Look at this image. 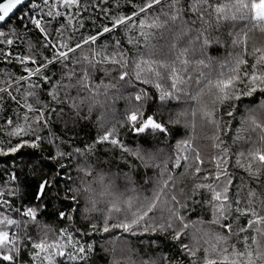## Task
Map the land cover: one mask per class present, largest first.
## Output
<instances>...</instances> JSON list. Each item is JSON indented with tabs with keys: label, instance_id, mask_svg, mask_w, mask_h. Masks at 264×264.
Wrapping results in <instances>:
<instances>
[{
	"label": "snow or ice",
	"instance_id": "6c2138e0",
	"mask_svg": "<svg viewBox=\"0 0 264 264\" xmlns=\"http://www.w3.org/2000/svg\"><path fill=\"white\" fill-rule=\"evenodd\" d=\"M103 4L41 0L30 10L38 14L25 15V0H0V27L17 21L0 31V57L22 69L0 80V157L18 165L4 169L0 188V264H22L24 250L31 264H89L96 241L87 238L103 234L112 237L109 264H264V0H144L129 13ZM90 7L108 23L74 40ZM121 29L132 55L115 36L98 45ZM30 32L38 33L35 44L24 39ZM15 40L26 53L12 51ZM94 112L93 142L62 150L72 141L52 131L51 116L74 131ZM205 130L211 135L201 137ZM227 132L242 150L222 138ZM45 142L55 146L46 161L20 164L17 154ZM49 166L64 174L46 173ZM29 167L40 182L26 204L17 171ZM236 170L244 174L239 183ZM52 201L69 202V211L56 208L66 226L40 218ZM205 211L209 220L190 219Z\"/></svg>",
	"mask_w": 264,
	"mask_h": 264
},
{
	"label": "trees",
	"instance_id": "16d2710c",
	"mask_svg": "<svg viewBox=\"0 0 264 264\" xmlns=\"http://www.w3.org/2000/svg\"><path fill=\"white\" fill-rule=\"evenodd\" d=\"M89 3L91 4H95L98 2V0H88ZM144 2V0H107V4H103V7L106 8H111L113 13H129L130 12V8H131V4H142ZM36 3V4H41V0H30L28 3H26L24 6H22L23 9V13L25 15H36L39 13V9L35 10V12H31V8H32V4ZM119 3L120 7L117 8L115 7V5ZM44 11L46 12L47 9H44ZM21 12L18 10L16 12V15H20ZM84 28L80 30V32L76 33L74 36V40H79L81 35H89V34H96L97 31L100 30L101 26L103 24L108 23V21L104 18L103 13L100 11L99 8L93 9V8H89L87 12H85L84 14ZM47 19V17H46ZM17 23L16 21V16L12 17V25H6L4 27H0V31H7L8 27L14 26ZM31 27V25H29ZM132 36H136V32L133 31L131 33H129ZM125 31L123 29L113 33V34H105L103 37H101L98 40V45H103L105 43H109L111 44L113 42V36L120 38L122 45L125 47V49L128 51L129 55H132L134 52V49L132 48V46L127 45L126 44V40H125ZM12 38V37H10ZM38 38V33L36 32H30L28 33L24 39L27 41L29 39H31L33 41V43L35 44L36 40ZM0 39H3V37H0ZM15 39V38H13ZM5 45L0 44V48H4ZM36 47L39 48V44H36ZM27 50V44H21L19 40H15L14 45L12 46V51L15 54H23L26 53ZM47 54V53H45ZM5 71H8L10 73H12V75L14 76H19L20 74H22V69L19 65L17 64H6L4 63L2 57H0V80H2L3 77V73ZM102 77V73L97 72L95 74L94 80L98 81L100 78ZM27 87V84L24 85V87H22L21 91L23 92L24 89ZM149 91L154 92V89H149ZM75 94V93H73ZM44 98V97H42ZM5 99H7L5 97ZM16 105L15 104H11L9 106V111L8 114H11V109L15 108ZM118 108H122L123 107V102L121 101L118 105ZM98 115V112H94L93 113V119L92 121H81L74 129V131H65L63 129V127L59 124V123H55L56 121V116L52 115L51 116V120L54 121L53 125H52V131L57 133V135L59 136H63L66 140L72 141L69 144H65L62 146V150L64 151H71L72 148L74 147H80V148H84L86 145L91 144L94 140V138L96 137V124H95V119L96 116ZM238 120L239 117H237V120L232 121V125L233 128L238 127ZM3 123V116L0 115V124ZM42 135L47 136V130H45ZM204 135H211L210 130H205V133L201 134V137H203ZM241 135H244V133H242ZM232 137H233V133L232 132H227L223 135V139L225 141L228 142V144L232 147L233 151L236 150H242V142L237 143L235 145H232ZM254 138V137H253ZM125 141L126 143L130 146V147H135L137 141H133L131 139V134H128L127 137H125ZM57 143H59V141H57ZM140 143H142V141H140ZM172 144L175 143V138L171 141ZM197 143L200 144L202 146V148L204 149V151L210 152L212 151L210 147H208L209 145V141L203 138H200L197 140ZM55 151V146L54 145H49L47 142H45L40 149H23L22 152L24 153L23 157L20 156V154H17V158L20 161V164L23 163V161L26 160H35V161H39L40 157L43 156L45 158V161L47 160L48 154L50 152H54ZM103 151L102 148H100V146H98V151H97V155L99 156L101 154V152ZM109 155H113L112 153H110ZM115 157L118 159L119 154L115 153L114 154ZM65 164L70 165V167L68 168V173L71 174L74 178L77 176V173L75 172V168H74V160H65L63 161ZM52 164H54L55 162H51ZM234 163L233 161H230L229 163V170L232 171V164ZM17 162L13 161L10 157H0V188L5 187L6 182L8 181V172L4 171V169H9L11 171H16L17 170ZM101 167V166H98ZM121 168H123V165H120ZM105 171H108L109 169L107 167L104 168ZM112 171H116V166L113 165L111 168ZM125 171H127L126 168H124ZM44 171L46 173H55L56 171H61V174L63 175V171L60 170L57 167H46L44 169ZM153 170H149L148 175H153ZM236 175H237V183H239V177L244 175L242 173L241 170H236ZM17 176H18V180L20 182V185L22 187V190L26 193L25 197H24V203H30L33 202V194L37 189V186L39 184V178L36 175H33L30 167L29 169H23L21 168L20 171H17ZM137 180L139 181V176L136 177ZM245 182L247 183V178L245 177ZM63 180H61V187H63ZM9 187H11V185H7ZM253 188H256V184L253 182L251 185ZM247 189L245 188V193H246ZM243 195V193H242ZM11 199H13L14 202H18L16 201V198L11 197ZM61 200H62V195H61ZM68 201H63V203H61V201H52L49 205V208L47 210V213L45 215H42L40 218L42 220L47 221L49 224H51L53 226V228H59V227H64L66 226V223L63 221H60L56 215V208H61L64 211H69L68 209ZM101 207H103V205H100ZM203 215L205 220H209L211 218L210 213H208L207 211H205L204 213H193L190 216V219L195 220L197 218L198 215ZM243 222V221H242ZM191 230V229H190ZM116 236H120L121 234L117 231L115 233ZM88 240H92L95 239L96 241V251L95 253L91 256V259L89 261V264H109L110 260H111V256L106 253L104 251V248H110L111 247V243L110 241H112V237L109 236L108 234H103V235H99V236H95V237H88ZM175 248H170V250H167V254L172 255L175 253ZM20 260L22 262V264H31V258L28 254V250H24L21 253L20 256Z\"/></svg>",
	"mask_w": 264,
	"mask_h": 264
},
{
	"label": "water",
	"instance_id": "95a60500",
	"mask_svg": "<svg viewBox=\"0 0 264 264\" xmlns=\"http://www.w3.org/2000/svg\"><path fill=\"white\" fill-rule=\"evenodd\" d=\"M30 0H25V4L28 3Z\"/></svg>",
	"mask_w": 264,
	"mask_h": 264
}]
</instances>
